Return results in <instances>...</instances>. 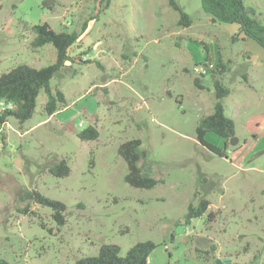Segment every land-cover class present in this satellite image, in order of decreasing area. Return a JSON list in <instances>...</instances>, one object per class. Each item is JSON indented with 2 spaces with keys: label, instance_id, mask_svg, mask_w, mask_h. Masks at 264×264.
Instances as JSON below:
<instances>
[{
  "label": "rangeland",
  "instance_id": "374dc122",
  "mask_svg": "<svg viewBox=\"0 0 264 264\" xmlns=\"http://www.w3.org/2000/svg\"><path fill=\"white\" fill-rule=\"evenodd\" d=\"M46 1L0 0V75L55 61L51 44L32 47V26L71 33L87 22L68 50L75 60L49 84L65 106L47 116L41 91L29 120H9L0 154V264H75L102 245L124 255L146 241L156 245L147 264H264V49L237 24L213 23L200 0H176L188 27L178 25L169 0ZM242 1L264 25V0ZM197 66L208 70L199 76ZM214 79L229 90L221 102L237 142L226 146L211 132L204 140L224 157L196 133L216 102ZM90 126L98 138L80 140ZM131 139L141 141L158 181L151 189L125 182L117 150ZM61 160L69 174L55 177L49 169ZM31 190L65 205L63 225L23 198ZM201 200L207 212L186 224L188 206Z\"/></svg>",
  "mask_w": 264,
  "mask_h": 264
},
{
  "label": "trees",
  "instance_id": "16d2710c",
  "mask_svg": "<svg viewBox=\"0 0 264 264\" xmlns=\"http://www.w3.org/2000/svg\"><path fill=\"white\" fill-rule=\"evenodd\" d=\"M171 8L178 12V25L188 27L191 19L185 14L176 0H169ZM201 9L210 16L213 23L237 24L239 32L244 38L254 40L264 49V25L254 18V10H247L242 0H200ZM93 19V18H92ZM87 22L82 26L81 32H55L47 23L32 26L33 48H40L51 44L55 50V61L43 68L35 69L25 64H20L0 75V99L11 101L15 105L10 116L18 123L29 120L36 106L37 96L44 92L46 100L43 111L47 116H52L65 106L64 94L58 90H52L50 81L63 70L68 62H73L68 54L72 45L80 40L85 31ZM79 60V59H78ZM218 68L225 71V66L219 63ZM194 84L200 87V80L194 79ZM213 88L216 102L211 114L202 117L197 125L196 133L198 142L209 152L224 157L225 154L219 148L204 140L206 133H214L224 139L227 146L231 138L235 136V125L233 120L225 115L224 106L221 100L229 95L219 79H214ZM82 141H92L98 138V131L95 127H88L77 134ZM6 146V143H5ZM118 155L127 165L125 182L140 189H151L157 184V180L150 176L151 164L146 161V152L141 150V141L131 139L119 145ZM50 174L55 177H66L69 168L64 160L59 161L49 169ZM24 199L32 201L37 205L47 207L51 210L53 218L59 225L64 224L63 214L65 205L57 200L50 199L36 190L25 192ZM209 202L201 200L197 206L190 204L184 217V222L189 224L194 218H199L208 210ZM211 214L208 213V218ZM156 248L151 241L138 242L131 246L124 255H121L119 246L114 244L102 245L94 256L83 257L75 264H147L149 255Z\"/></svg>",
  "mask_w": 264,
  "mask_h": 264
},
{
  "label": "built area",
  "instance_id": "2783aa9c",
  "mask_svg": "<svg viewBox=\"0 0 264 264\" xmlns=\"http://www.w3.org/2000/svg\"><path fill=\"white\" fill-rule=\"evenodd\" d=\"M206 67V66H204ZM203 66L195 67V72L199 76H203L206 72V68ZM212 65H209L207 68H211ZM15 105L8 100L0 99V154L5 149L6 135L7 131L11 128L10 119L12 118L10 114L14 111Z\"/></svg>",
  "mask_w": 264,
  "mask_h": 264
},
{
  "label": "water",
  "instance_id": "95a60500",
  "mask_svg": "<svg viewBox=\"0 0 264 264\" xmlns=\"http://www.w3.org/2000/svg\"><path fill=\"white\" fill-rule=\"evenodd\" d=\"M50 4H51V1L48 0V1H46V2L43 4V6H44V7H49ZM236 142H237V140L233 137V138H231V140H230V145H235Z\"/></svg>",
  "mask_w": 264,
  "mask_h": 264
}]
</instances>
